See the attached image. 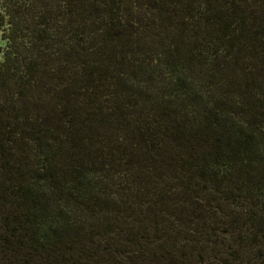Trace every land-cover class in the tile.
Here are the masks:
<instances>
[{
	"label": "trees",
	"instance_id": "1",
	"mask_svg": "<svg viewBox=\"0 0 264 264\" xmlns=\"http://www.w3.org/2000/svg\"><path fill=\"white\" fill-rule=\"evenodd\" d=\"M0 264H264V0H0Z\"/></svg>",
	"mask_w": 264,
	"mask_h": 264
},
{
	"label": "rangeland",
	"instance_id": "2",
	"mask_svg": "<svg viewBox=\"0 0 264 264\" xmlns=\"http://www.w3.org/2000/svg\"><path fill=\"white\" fill-rule=\"evenodd\" d=\"M4 49H5V41L2 36V31H0V61H2Z\"/></svg>",
	"mask_w": 264,
	"mask_h": 264
}]
</instances>
